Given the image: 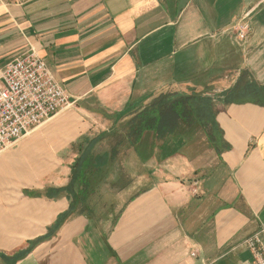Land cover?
I'll use <instances>...</instances> for the list:
<instances>
[{
  "label": "crops",
  "instance_id": "crops-1",
  "mask_svg": "<svg viewBox=\"0 0 264 264\" xmlns=\"http://www.w3.org/2000/svg\"><path fill=\"white\" fill-rule=\"evenodd\" d=\"M29 53L74 102L0 152V264L251 258L264 104L246 89L264 86V0H0V70ZM163 93L186 116L133 142L129 120Z\"/></svg>",
  "mask_w": 264,
  "mask_h": 264
},
{
  "label": "built area",
  "instance_id": "built-area-1",
  "mask_svg": "<svg viewBox=\"0 0 264 264\" xmlns=\"http://www.w3.org/2000/svg\"><path fill=\"white\" fill-rule=\"evenodd\" d=\"M237 29L243 39L249 25L244 22ZM6 65L0 70V152L74 102L37 54L29 53ZM244 243L251 258L243 264H264V224Z\"/></svg>",
  "mask_w": 264,
  "mask_h": 264
},
{
  "label": "trees",
  "instance_id": "trees-1",
  "mask_svg": "<svg viewBox=\"0 0 264 264\" xmlns=\"http://www.w3.org/2000/svg\"><path fill=\"white\" fill-rule=\"evenodd\" d=\"M246 91L250 94V97L253 95L256 101L264 104L263 85L254 82L246 89ZM170 106H164L163 110H158L156 108H146L145 110L135 114L129 120L128 124L132 141L137 142L141 138V135L148 129L156 130L161 134L163 132H172L177 125L178 119L185 117L186 114L185 108L183 106H178L176 104H171ZM81 166L83 170L87 169V161L85 160ZM83 170L79 168L78 173L83 172Z\"/></svg>",
  "mask_w": 264,
  "mask_h": 264
},
{
  "label": "rangeland",
  "instance_id": "rangeland-1",
  "mask_svg": "<svg viewBox=\"0 0 264 264\" xmlns=\"http://www.w3.org/2000/svg\"><path fill=\"white\" fill-rule=\"evenodd\" d=\"M177 98H179V97H173V94L171 95L170 93H163L160 96H155V97L149 98L148 101L143 103V105L145 106V108H158L160 110H163L164 106H168L173 101H175ZM177 100H180V104H182V99H177ZM200 110L202 111L201 116H207L208 115V114L205 113L206 110H204L202 108ZM135 112L136 111L133 108L132 114L135 113ZM79 159L80 158H78V157L75 158V160L72 163V165L69 166V167H71L73 169V173L74 174L79 171V168H78Z\"/></svg>",
  "mask_w": 264,
  "mask_h": 264
}]
</instances>
